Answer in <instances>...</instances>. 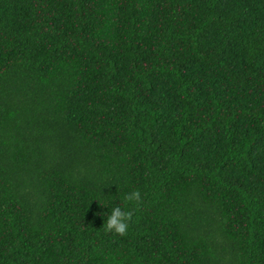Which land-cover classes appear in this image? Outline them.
<instances>
[{
	"label": "trees",
	"instance_id": "obj_1",
	"mask_svg": "<svg viewBox=\"0 0 264 264\" xmlns=\"http://www.w3.org/2000/svg\"><path fill=\"white\" fill-rule=\"evenodd\" d=\"M0 264H264V0H0Z\"/></svg>",
	"mask_w": 264,
	"mask_h": 264
},
{
	"label": "clouds",
	"instance_id": "obj_2",
	"mask_svg": "<svg viewBox=\"0 0 264 264\" xmlns=\"http://www.w3.org/2000/svg\"><path fill=\"white\" fill-rule=\"evenodd\" d=\"M124 200L126 203L135 201L137 205L141 202V196L138 190H133L125 194ZM133 210H125L120 206L112 208L111 213L107 216L104 222V230L106 232H114L120 236H125L132 221Z\"/></svg>",
	"mask_w": 264,
	"mask_h": 264
}]
</instances>
